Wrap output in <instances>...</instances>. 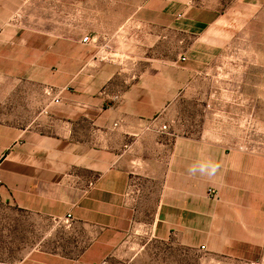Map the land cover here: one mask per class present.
Listing matches in <instances>:
<instances>
[{"label": "crops", "instance_id": "crops-1", "mask_svg": "<svg viewBox=\"0 0 264 264\" xmlns=\"http://www.w3.org/2000/svg\"><path fill=\"white\" fill-rule=\"evenodd\" d=\"M42 2L0 0V205L65 231L16 264H107L137 225L181 249L264 263V154L200 136L196 72L170 50L177 39H199L196 20L135 13L138 23L115 35L132 45L128 31L141 26L148 43L103 60L81 39L24 26L42 16L27 6ZM257 83L262 107L264 70ZM48 87L66 91L45 111ZM207 159L220 165L214 177L188 174Z\"/></svg>", "mask_w": 264, "mask_h": 264}, {"label": "rangeland", "instance_id": "rangeland-1", "mask_svg": "<svg viewBox=\"0 0 264 264\" xmlns=\"http://www.w3.org/2000/svg\"><path fill=\"white\" fill-rule=\"evenodd\" d=\"M59 1L29 4L28 13L40 12L42 16L23 19L24 26L67 39L82 40L87 35L97 38L100 59L108 54L124 60L125 56L113 51L120 46L125 50L138 47L137 53H141V44L148 43L150 34L145 28H130L128 38L134 39L132 45L131 40L123 43L115 35L122 25L138 23L130 21L135 13L168 11L178 18L196 20L199 39L190 36L182 41L184 44H178L177 39L170 50L173 55L185 57L184 63H190L196 72L195 91L203 106L197 119L200 136L234 144L243 142L233 149L264 154V92L261 107L257 83L260 71L264 70L260 66L264 60V0ZM162 46L159 52L166 57L167 49ZM249 79L252 83H247ZM249 89L251 100L245 92ZM212 100L219 103V111L212 109ZM151 230L133 227L107 264H239L157 241ZM64 231L59 222L0 205V261L19 263L46 237H58Z\"/></svg>", "mask_w": 264, "mask_h": 264}, {"label": "built area", "instance_id": "built-area-1", "mask_svg": "<svg viewBox=\"0 0 264 264\" xmlns=\"http://www.w3.org/2000/svg\"><path fill=\"white\" fill-rule=\"evenodd\" d=\"M97 41H98L97 38H94V37H91L88 35L82 39V43L85 45L96 46ZM101 59L113 60L115 58L113 56L110 57V55L107 54L104 57H102ZM115 60H117V59H115ZM115 60H113V61H115ZM185 61H186V58L181 57V62H185ZM65 91H66V89H58V88H53V87L46 88L45 95L48 99V102H47V105L45 107V111H48L53 106L60 105L62 103V97H63V94L65 93ZM161 131L162 132L168 131V127L167 126L162 127ZM242 152L246 153L245 150H242ZM92 186H93V184H92ZM215 194H216V192L214 190L211 189L209 191V196L212 197Z\"/></svg>", "mask_w": 264, "mask_h": 264}, {"label": "clouds", "instance_id": "clouds-1", "mask_svg": "<svg viewBox=\"0 0 264 264\" xmlns=\"http://www.w3.org/2000/svg\"><path fill=\"white\" fill-rule=\"evenodd\" d=\"M220 165L211 159L198 161L190 165L187 169L190 176H207L212 178L216 175Z\"/></svg>", "mask_w": 264, "mask_h": 264}]
</instances>
